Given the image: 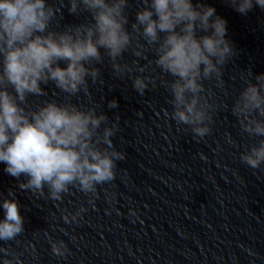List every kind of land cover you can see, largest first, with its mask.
<instances>
[{
	"label": "clouds",
	"instance_id": "clouds-1",
	"mask_svg": "<svg viewBox=\"0 0 264 264\" xmlns=\"http://www.w3.org/2000/svg\"><path fill=\"white\" fill-rule=\"evenodd\" d=\"M226 2L241 15L255 7L264 10V0ZM144 3L131 27L154 46L156 66L174 77L169 84L174 110H165V114L177 124L191 126L194 135L202 138L211 131L212 117L211 105L201 95V81L215 76L222 84V66L237 54L226 38L227 21L200 0ZM127 4L128 0H69V13L87 12L91 19L55 31L50 26L60 9L47 0H0V162L8 175L27 177L18 185L21 190L44 197L47 188L48 199L61 201L70 185L95 194L97 185L114 179L116 161L123 160L124 153L115 150L111 139L116 123L100 132L108 120L105 114L55 100L34 111L22 105L29 95H45L41 85L49 82L69 96L82 90L88 93L87 78L95 82L100 74L93 65L102 62L101 49L113 62V69L123 71L116 61L131 44ZM251 75L253 79L245 81L232 113L250 137H264V74ZM149 79L137 76L134 89L144 94ZM116 106V100L109 102L110 108ZM241 160L253 169L260 168L264 139L242 154ZM0 206L5 212L0 240L15 239L24 231L19 203L5 198ZM52 250L57 255L67 251L63 241L53 242ZM3 251L7 253V249ZM4 264L13 261L6 259Z\"/></svg>",
	"mask_w": 264,
	"mask_h": 264
}]
</instances>
